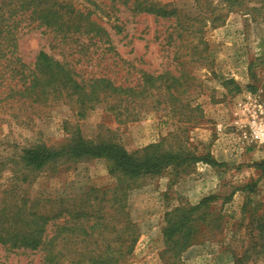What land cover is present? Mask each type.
Masks as SVG:
<instances>
[{
    "label": "rangeland",
    "instance_id": "1",
    "mask_svg": "<svg viewBox=\"0 0 264 264\" xmlns=\"http://www.w3.org/2000/svg\"><path fill=\"white\" fill-rule=\"evenodd\" d=\"M68 1L91 13L110 35L113 49L92 47L75 53L79 48L72 45L70 50L45 28L20 22L15 32L17 50L13 57L7 51L0 60V197L16 186L19 204L29 197L31 203L51 201L54 211L62 202L70 209L87 203L96 211L99 200L111 198L116 187L104 160L58 162L31 171L24 184L18 179L24 149L37 144L57 149L76 133L87 140L120 144L129 153L161 142L164 150L209 153L220 166L199 163L188 176L176 179L166 174L129 193L127 211L139 239L133 254L121 264H167L168 259L166 263L162 259L165 214L209 196L220 197L213 205L224 214L223 227L213 234L205 232L182 254L179 264H264V168L257 166L264 161L262 0H245L242 11H230L223 0H153L177 9L179 17L173 20L134 15L108 0ZM253 7L258 10L245 11ZM179 23L193 25V34H185L183 44L176 38ZM40 52L65 59L85 80L108 77L116 84L134 86L142 72L183 76L190 90L180 99L181 105L192 102L182 115L189 117L192 110V120L186 123L182 115L173 116L170 105L150 106L140 120L120 123L107 104L82 118L70 102L46 106L24 102L10 93L21 86L19 76L13 74L11 80L10 73L19 63L33 69ZM246 185L252 186L251 193L240 190ZM40 260L39 254L20 256L0 248V264H39Z\"/></svg>",
    "mask_w": 264,
    "mask_h": 264
},
{
    "label": "trees",
    "instance_id": "2",
    "mask_svg": "<svg viewBox=\"0 0 264 264\" xmlns=\"http://www.w3.org/2000/svg\"><path fill=\"white\" fill-rule=\"evenodd\" d=\"M108 1L120 4L134 15L161 20L179 17L177 9L153 0ZM223 2L230 11H242L245 6V0ZM257 10V7L245 9L248 12ZM91 17V13L78 10L68 0H0V60L7 51L13 57L17 50L15 32L24 20L45 28L64 45L70 46V50L75 45L79 48L75 53L88 52L92 47L97 50L108 46L107 50H112L110 35ZM194 21L190 19V22ZM178 28L176 38L183 44L186 35L193 34V25L179 23ZM83 39L88 44L82 43ZM15 60L18 62L17 58ZM6 63L12 65L13 62L6 59ZM3 68L7 67L4 65ZM11 72L9 78L15 80L13 74H17L21 85L18 90H10L14 97L40 106L70 102L82 118L103 104L108 105V110L120 123L140 120L150 106L170 105L173 116H186V108L192 102L190 99L186 107L181 105L180 99L188 94L189 85L183 76H173L169 72H142L134 86L116 84L108 77L85 80L65 59L56 60L45 52L37 55L33 69L19 63ZM182 108H185L184 113H180L184 111ZM189 112V117L182 115L186 123L192 120V110ZM89 159L104 160L109 174L116 179L111 198L97 199L100 203L96 211L93 210L95 206L87 203L70 209L65 208L63 202L54 211L48 200L31 203L29 197H25L19 204L14 197L16 186H12L0 197V248L9 254L20 252V256L39 254V264H121L133 254L139 239L137 226L127 211L130 192L166 174L176 179L188 176L199 163L220 166L209 153L198 155L185 149L164 150L163 142L129 153L120 144L87 140L76 133L57 149L45 144L24 149L20 156L23 173L18 179L24 184L31 171H43L58 162ZM257 166L264 168V161ZM240 190L251 193L252 186L246 185ZM217 200H220L219 196H209L197 205L180 206L165 214L162 228L165 244L162 259L165 263L168 259L167 264H179L182 254L198 244L205 232L213 234L221 230L224 214L213 205ZM110 203H113L112 207L108 205ZM245 211L247 206L243 208V213ZM253 252L258 254L256 248Z\"/></svg>",
    "mask_w": 264,
    "mask_h": 264
}]
</instances>
